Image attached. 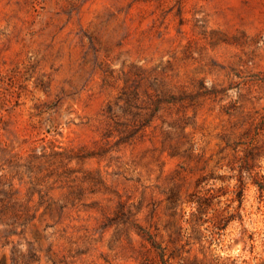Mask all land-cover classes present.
<instances>
[{"label": "rangeland", "instance_id": "rangeland-1", "mask_svg": "<svg viewBox=\"0 0 264 264\" xmlns=\"http://www.w3.org/2000/svg\"><path fill=\"white\" fill-rule=\"evenodd\" d=\"M0 264H264V0H0Z\"/></svg>", "mask_w": 264, "mask_h": 264}, {"label": "trees", "instance_id": "trees-1", "mask_svg": "<svg viewBox=\"0 0 264 264\" xmlns=\"http://www.w3.org/2000/svg\"><path fill=\"white\" fill-rule=\"evenodd\" d=\"M2 192H1V190H0V194H1Z\"/></svg>", "mask_w": 264, "mask_h": 264}]
</instances>
